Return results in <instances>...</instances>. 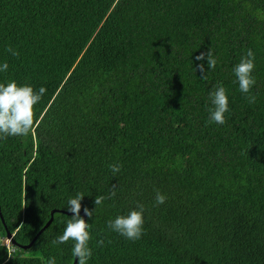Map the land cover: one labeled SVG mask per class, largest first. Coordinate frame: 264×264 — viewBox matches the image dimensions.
<instances>
[{
	"label": "trees",
	"instance_id": "16d2710c",
	"mask_svg": "<svg viewBox=\"0 0 264 264\" xmlns=\"http://www.w3.org/2000/svg\"><path fill=\"white\" fill-rule=\"evenodd\" d=\"M247 49L254 104L233 73ZM209 50L215 69L196 60ZM5 62L0 83L46 92L30 134L0 139V264H71L73 242L52 241L77 193L88 264H264V0H0ZM218 83L223 125L208 122ZM139 204V240L107 228Z\"/></svg>",
	"mask_w": 264,
	"mask_h": 264
},
{
	"label": "clouds",
	"instance_id": "9594fccd",
	"mask_svg": "<svg viewBox=\"0 0 264 264\" xmlns=\"http://www.w3.org/2000/svg\"><path fill=\"white\" fill-rule=\"evenodd\" d=\"M6 51L13 56H19V52L11 46ZM198 61H207L208 69H215L217 59L213 56L211 50L207 53H201L196 57ZM201 74L205 73L204 64L198 65ZM255 69V53L251 49H247L238 64L233 68L236 82L239 85V91L245 94L248 103L254 104L256 96L251 94V89L256 83L255 77L252 75ZM8 70L7 62L0 65V72ZM46 89L41 87L38 91L34 90L30 85H18L16 81H10L7 84L0 83V139L8 137L27 136L33 130L35 122V106L41 101ZM209 100L212 107L209 111V123L223 125L225 121V113L229 111L227 91L222 83L214 86L209 94ZM113 174L121 171V165L113 163L109 165ZM116 194L115 189L111 191L108 197L103 195L95 198V210L97 206L103 204L105 199H110ZM84 195L77 193L74 198L68 200V211L73 213L72 217L67 220L66 227L61 235H58L53 244H65L69 241L73 242L72 255L78 259V264H88L92 257V250L89 247L91 239L89 233L90 225L81 217V201ZM167 197L159 190L156 191L155 205L159 206L166 202ZM145 209L142 204L138 205V210H131L127 215H119L115 219L107 221V228L111 231L123 236L124 238L136 241L139 240L143 233L144 213ZM84 214L88 217L93 216V212L84 209ZM5 239V238H4ZM6 240V239H5ZM7 241V240H6ZM103 240H98V245H103ZM7 253L12 250L2 243ZM46 264H56L55 257L46 260Z\"/></svg>",
	"mask_w": 264,
	"mask_h": 264
},
{
	"label": "water",
	"instance_id": "95a60500",
	"mask_svg": "<svg viewBox=\"0 0 264 264\" xmlns=\"http://www.w3.org/2000/svg\"><path fill=\"white\" fill-rule=\"evenodd\" d=\"M52 212H56V211H55V210L50 211L49 218H48L47 221L44 223V225L41 227V229H39V230L37 231V233L32 237V239H31L26 245H24V246H17L18 249H20V250H25L26 248L29 247L30 243L35 239V237L37 236V234H38L41 230H43V229L48 225V223L50 222ZM60 213L65 214V215H70V214H71V213H69V212H60ZM80 215H81V217L84 219V213H83L82 211L80 212ZM0 222L2 223L1 218H0ZM11 237H12V235H11L10 233H8L7 231H4V238L8 241V243H9L10 245L13 246V243H12ZM15 247H16V246H15ZM75 261H76V258L73 256V257H72V262H71V264H75Z\"/></svg>",
	"mask_w": 264,
	"mask_h": 264
},
{
	"label": "rangeland",
	"instance_id": "374dc122",
	"mask_svg": "<svg viewBox=\"0 0 264 264\" xmlns=\"http://www.w3.org/2000/svg\"><path fill=\"white\" fill-rule=\"evenodd\" d=\"M1 242H2V243L5 242V244L7 245V241H6L5 239H2ZM18 253H19V252H18Z\"/></svg>",
	"mask_w": 264,
	"mask_h": 264
}]
</instances>
